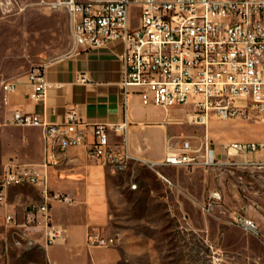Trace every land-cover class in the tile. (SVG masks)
<instances>
[{
    "label": "built area",
    "instance_id": "built-area-1",
    "mask_svg": "<svg viewBox=\"0 0 264 264\" xmlns=\"http://www.w3.org/2000/svg\"><path fill=\"white\" fill-rule=\"evenodd\" d=\"M132 7L137 13L135 26L129 22ZM49 8L67 13L71 48L122 43L120 87L125 95L136 93L143 104L159 106L166 112L178 107L187 123L205 128L213 117L264 123V0H55ZM26 78L28 98L44 100L50 87L46 65L33 66ZM17 84V79L0 81L3 104L9 102ZM9 123L40 127L47 153H62L69 147L83 145L86 154L106 165L111 173L125 171L131 160L124 138L121 142L109 140V133L122 131L123 125L88 123L82 120L76 106L68 107L59 123L14 109ZM58 133H68L69 141H57ZM181 139L159 161L144 162L169 187L173 183L160 171L162 167L207 170L240 163L264 167V140H234L223 144L218 153L206 129L197 148L187 137ZM234 156L243 157L244 161L230 160ZM23 185H35L40 193H45V202L31 205L33 215L29 222L39 217L47 244L55 243L62 229L50 222V204L70 200L59 192H50L46 178L31 164L8 159L3 165L0 208L4 210V223L15 225L14 214L6 210L7 190ZM222 202V193L214 189L200 209L222 207ZM227 223L259 235L256 222L242 214L232 212ZM117 241V236H86L88 246L112 247Z\"/></svg>",
    "mask_w": 264,
    "mask_h": 264
},
{
    "label": "rangeland",
    "instance_id": "rangeland-1",
    "mask_svg": "<svg viewBox=\"0 0 264 264\" xmlns=\"http://www.w3.org/2000/svg\"><path fill=\"white\" fill-rule=\"evenodd\" d=\"M54 1L0 0V81L25 75L40 60L71 49L68 15L48 8ZM129 22L137 24L135 7L130 8ZM174 119L181 121L168 126L173 142L187 137L197 148L206 129L218 153L231 141L264 137V123L256 119L213 117L206 128L187 123L183 110ZM2 128L0 175L10 152ZM230 160L243 162L244 158ZM160 169L172 187L142 164L113 176L117 187L109 201V228L118 237L114 245L120 254L118 264H264V168L240 163L207 170ZM214 189L223 195L222 207L201 210ZM232 212L254 220L259 235L228 224ZM3 215L0 208V264H49L44 249L31 243L20 227L6 225Z\"/></svg>",
    "mask_w": 264,
    "mask_h": 264
},
{
    "label": "crops",
    "instance_id": "crops-1",
    "mask_svg": "<svg viewBox=\"0 0 264 264\" xmlns=\"http://www.w3.org/2000/svg\"><path fill=\"white\" fill-rule=\"evenodd\" d=\"M122 51V43L115 41L97 48H71L53 59L40 60L36 65H46L50 86L44 100L28 98L26 74L15 78L17 88L7 104L2 103L0 93V126L6 132V146L10 147L8 159L33 165L46 178L50 192H59L70 200L51 202L50 222L62 233L55 243L47 244L39 217L29 222L33 215L31 205L42 201L38 187L12 186L7 190L6 210L15 216L14 227H20L31 243L44 249L49 264H118L120 254L116 247L86 244L88 233L112 236L109 201L117 187L113 181L116 173L89 157L83 145L69 147L62 153H47L41 128L10 124L11 110L34 113L47 122L59 123L67 108L76 106L82 120L88 123L124 126L120 132H110L109 140L125 139L131 155L127 169L135 164L145 165L146 161H159L177 144L169 135L168 126L177 122L175 115L182 109L171 107L166 112L159 106L143 104L136 93L125 95L120 87ZM11 132L19 136L7 137ZM263 140L258 137L253 141Z\"/></svg>",
    "mask_w": 264,
    "mask_h": 264
},
{
    "label": "bare ground",
    "instance_id": "bare-ground-1",
    "mask_svg": "<svg viewBox=\"0 0 264 264\" xmlns=\"http://www.w3.org/2000/svg\"><path fill=\"white\" fill-rule=\"evenodd\" d=\"M48 4L50 5L51 3H48ZM57 141H69V134L68 133H58ZM32 186H35V185H32ZM41 197H42L41 202H45V193H41Z\"/></svg>",
    "mask_w": 264,
    "mask_h": 264
}]
</instances>
